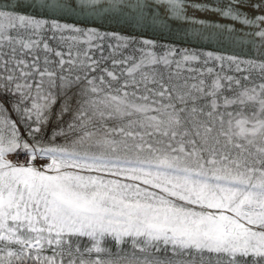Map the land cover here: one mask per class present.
I'll return each mask as SVG.
<instances>
[{"label":"snow or ice","instance_id":"obj_1","mask_svg":"<svg viewBox=\"0 0 264 264\" xmlns=\"http://www.w3.org/2000/svg\"><path fill=\"white\" fill-rule=\"evenodd\" d=\"M241 3L190 6L264 41ZM20 7L0 9V264H264V60L65 19L125 0Z\"/></svg>","mask_w":264,"mask_h":264},{"label":"rangeland","instance_id":"obj_2","mask_svg":"<svg viewBox=\"0 0 264 264\" xmlns=\"http://www.w3.org/2000/svg\"><path fill=\"white\" fill-rule=\"evenodd\" d=\"M17 3L21 4L20 11H29L23 7L25 0H0V9L11 10ZM227 0H186V15L197 20H204L206 25L194 24L188 21L176 20L170 17L165 6L154 3V0H125V4L136 6L135 9L125 7L121 11L97 10L94 14L79 12L66 14L65 19L74 21L81 26L95 27L100 31L119 32L122 34H132L138 37H148L155 39L160 44H171L177 49L192 48L203 51H213L223 55L239 56L241 58H251L264 60V56L249 54L247 52L235 51L234 48L223 46V42L229 44H240L248 39L254 42L257 39L253 33V28H247V32L229 33L226 30L215 27L219 24H234L239 30L240 25L230 19L222 18L218 13L212 11H200L190 5L207 4L212 6H224ZM260 0H242L238 5L241 12L246 13L250 18L264 15V9L255 8L254 5ZM138 5H146L141 8ZM142 12L146 15L142 25L137 24V20ZM239 26V27H238ZM255 37V38H254ZM223 41V42H222ZM225 42V44H226ZM218 44H221L220 46ZM13 118L15 116L13 115ZM23 161V157L20 158Z\"/></svg>","mask_w":264,"mask_h":264},{"label":"crops","instance_id":"obj_3","mask_svg":"<svg viewBox=\"0 0 264 264\" xmlns=\"http://www.w3.org/2000/svg\"><path fill=\"white\" fill-rule=\"evenodd\" d=\"M254 17H256V16H254ZM241 27H243V26L240 25L239 28H241ZM253 29H254L253 33H255V31L257 29H255L254 27H253ZM246 30H247V28L244 27L243 32L244 33L247 32ZM225 42L222 43L223 46H228V47L234 48L233 50H235V51L247 52L249 54H256V55L264 56V41L259 42L257 39H255L253 42L252 40L248 39L247 41H242V43H240V44H236V43L234 44V42H233V44H229L227 42L225 44ZM218 45L220 46L221 44H218Z\"/></svg>","mask_w":264,"mask_h":264}]
</instances>
